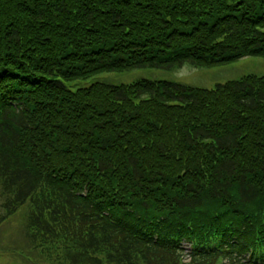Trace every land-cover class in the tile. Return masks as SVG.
I'll use <instances>...</instances> for the list:
<instances>
[{
    "label": "trees",
    "instance_id": "trees-1",
    "mask_svg": "<svg viewBox=\"0 0 264 264\" xmlns=\"http://www.w3.org/2000/svg\"><path fill=\"white\" fill-rule=\"evenodd\" d=\"M244 57L264 0H0V230L26 211L38 263L264 264V75L72 86Z\"/></svg>",
    "mask_w": 264,
    "mask_h": 264
},
{
    "label": "rangeland",
    "instance_id": "rangeland-1",
    "mask_svg": "<svg viewBox=\"0 0 264 264\" xmlns=\"http://www.w3.org/2000/svg\"><path fill=\"white\" fill-rule=\"evenodd\" d=\"M247 74L264 75V58L244 57L233 63L212 68H197L191 65H185L182 69L177 71H170L165 68H144L129 73L103 74L79 84L74 83L75 86H72L74 89L77 86H88L94 81L103 80L114 85H122L130 84L136 80L148 79L177 82L193 87L213 89L217 87L218 84L237 80ZM25 213L26 211H22L19 216L14 217L0 230V264H57L59 250L65 246L66 240L62 239L53 248L40 250L39 253L43 262L39 261L38 263L33 258H30V254L36 255V251L32 248L35 243V238L31 236V233L28 234L24 222ZM32 232L34 231L32 230ZM21 251L27 253L24 255L23 252V258L28 263L22 260V256L21 263H18L20 259L16 258L14 255H22ZM189 251L190 249L186 245L185 253L188 254Z\"/></svg>",
    "mask_w": 264,
    "mask_h": 264
}]
</instances>
